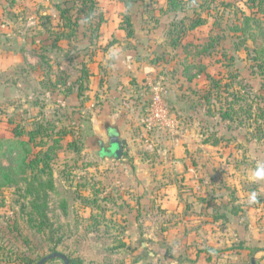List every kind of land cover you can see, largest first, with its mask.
Wrapping results in <instances>:
<instances>
[{
  "label": "rangeland",
  "instance_id": "374dc122",
  "mask_svg": "<svg viewBox=\"0 0 264 264\" xmlns=\"http://www.w3.org/2000/svg\"><path fill=\"white\" fill-rule=\"evenodd\" d=\"M96 1L86 18L83 0H0V140L12 138L16 124L68 131L44 176L54 184L47 215L60 243L30 220L26 177L18 174L0 186V264H37L55 251L80 264H264V179H250L264 162V137L250 131L260 124L264 133V69L231 29L241 26V9H251L245 0H195L171 13L167 0ZM58 4L75 24L65 25ZM196 14L208 24L172 46L175 25ZM211 34L225 37L210 55L196 56L194 45ZM248 45L264 47V36ZM230 55L250 92V120L222 121L219 94L217 106L204 97L205 75L183 74L192 60L225 71L219 61L228 65ZM158 83L174 123L148 131L142 116ZM110 129L126 140L120 159L108 145ZM214 132L224 140L204 143Z\"/></svg>",
  "mask_w": 264,
  "mask_h": 264
},
{
  "label": "trees",
  "instance_id": "16d2710c",
  "mask_svg": "<svg viewBox=\"0 0 264 264\" xmlns=\"http://www.w3.org/2000/svg\"><path fill=\"white\" fill-rule=\"evenodd\" d=\"M194 2L195 0H167L165 13L184 11L189 7L191 8V4ZM245 2L251 11L248 13L244 9H241L243 17L242 24L241 26L236 24L231 29L236 33V37L241 39L240 44L253 54L256 66L264 69V47H258L255 45L250 48L248 45L249 40L256 42L258 36H264V21L261 20V17H264V0H245ZM126 4L127 7H130L132 2H128ZM87 5L88 8L86 7ZM226 5L227 7L231 6L230 3H226ZM82 6L86 8L81 9V12H84L83 14H85V17L88 18L90 14L93 15V13H95L98 8V3L96 0H83ZM57 7L61 12V17L65 20L66 26L70 27L75 24V22L72 21L70 9L61 8L60 4H58ZM205 8L207 7L202 6L203 10ZM259 13L262 14L261 17L259 16ZM196 15L197 17L191 18L189 24L183 22L181 25H175V30L172 32L176 33V36L171 39L172 46L177 47L178 45H181L182 37L186 34V32H188V30H197L208 24L207 17L201 14ZM102 20L103 17L101 16L100 21ZM125 22L126 27H123L126 35L128 37H133L135 35V30L131 17L127 16ZM76 25H78L77 22ZM99 25L96 30L100 28ZM224 37L225 34L217 36H214L213 34L209 35L206 42L194 45L195 55H210L221 40L224 39ZM190 46L191 44H186L184 46L185 50L188 51ZM224 55L226 56V54ZM228 58V65L219 61L222 67H227L225 71L221 68L219 72L212 73L207 70V66L202 61L197 60L195 62L192 60L189 64H186L185 62L183 74L187 76L189 81H193L198 75H205L204 97L209 103H212V96L214 94H219L217 97L218 100L221 101L219 106L213 103L212 105L219 108L217 113L222 121L228 122L230 120H239L241 114H243L244 117L245 114H248V118L250 120L252 119L251 114L253 108L252 104H250L246 98V95L250 93L247 88L248 86L244 80L241 81L239 79V72H237V70L233 68L234 66H232L234 65V57L230 55ZM193 71L196 72L195 75H191V72ZM223 95H225V99H227L226 102H222V100H224ZM259 117H264L263 110H261ZM241 124L244 125L245 120L241 121ZM252 124L253 123L251 122L250 126H252ZM261 127L262 126L260 124L250 127V131L253 133L252 138L256 141L263 140L264 133L260 135ZM12 133V138H4L0 140V157H4L5 159L11 161L9 166H5L0 162V186L11 184L14 176L18 174L25 175V190L30 195L29 205L32 207L29 213L30 220L34 223L37 231L43 233L48 241L53 242L56 245L57 243H60L61 238H58L57 241L55 240L56 238L54 233L56 231L53 230V226L48 219L46 200L47 189L54 190V184L51 177L45 179L44 176L48 175L50 161L53 155L57 153V150L63 146L62 143L68 134V131L66 129L56 131L55 126H47L43 122H40L35 128L30 130H26L19 124H16L12 129ZM49 139L51 140L49 141ZM222 140H224V136L219 137L214 132L211 138L206 137L204 139V143L217 146ZM102 144L103 143H101V146L103 148ZM109 147L111 148L112 146L109 145ZM69 258L70 264L81 263L78 259ZM28 264H33V262H28Z\"/></svg>",
  "mask_w": 264,
  "mask_h": 264
},
{
  "label": "built area",
  "instance_id": "2783aa9c",
  "mask_svg": "<svg viewBox=\"0 0 264 264\" xmlns=\"http://www.w3.org/2000/svg\"><path fill=\"white\" fill-rule=\"evenodd\" d=\"M161 87L160 83L154 87L147 113L142 116L143 125L148 131L153 130L155 127L172 126L174 123L169 116Z\"/></svg>",
  "mask_w": 264,
  "mask_h": 264
},
{
  "label": "water",
  "instance_id": "95a60500",
  "mask_svg": "<svg viewBox=\"0 0 264 264\" xmlns=\"http://www.w3.org/2000/svg\"><path fill=\"white\" fill-rule=\"evenodd\" d=\"M109 136H110V142L109 145L112 147H115V153L114 156L116 159H120L122 154H123V148L124 145L126 144V140L125 139H119L118 137V133L116 131H114L113 129L109 130ZM146 243H142V246H145ZM54 258H59L61 260L64 261V264H70V258L62 253V252H52L46 256H44L43 258L40 259V261L37 264H45L48 260L50 259H54ZM252 264H255V259H252Z\"/></svg>",
  "mask_w": 264,
  "mask_h": 264
},
{
  "label": "clouds",
  "instance_id": "9594fccd",
  "mask_svg": "<svg viewBox=\"0 0 264 264\" xmlns=\"http://www.w3.org/2000/svg\"><path fill=\"white\" fill-rule=\"evenodd\" d=\"M252 180H262L264 179V162L262 161H257L255 171L253 173V176L250 177ZM257 201V193L252 192L250 193L248 197V202L249 203H255Z\"/></svg>",
  "mask_w": 264,
  "mask_h": 264
},
{
  "label": "crops",
  "instance_id": "0c3cea01",
  "mask_svg": "<svg viewBox=\"0 0 264 264\" xmlns=\"http://www.w3.org/2000/svg\"><path fill=\"white\" fill-rule=\"evenodd\" d=\"M257 250H261V249H257ZM255 251V250H254ZM261 258V257H260ZM251 262H252V260H251Z\"/></svg>",
  "mask_w": 264,
  "mask_h": 264
},
{
  "label": "flooded vegetation",
  "instance_id": "af4514ba",
  "mask_svg": "<svg viewBox=\"0 0 264 264\" xmlns=\"http://www.w3.org/2000/svg\"><path fill=\"white\" fill-rule=\"evenodd\" d=\"M104 147H105V146H103V149H105Z\"/></svg>",
  "mask_w": 264,
  "mask_h": 264
}]
</instances>
